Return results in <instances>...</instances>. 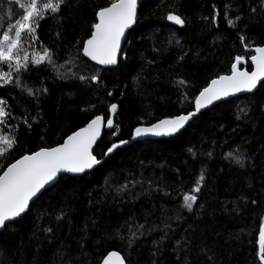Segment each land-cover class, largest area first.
<instances>
[{"label":"trees","instance_id":"16d2710c","mask_svg":"<svg viewBox=\"0 0 264 264\" xmlns=\"http://www.w3.org/2000/svg\"><path fill=\"white\" fill-rule=\"evenodd\" d=\"M110 3L68 0L61 16L41 22L42 45L25 47L38 56L46 46L64 64L69 51L76 53V42L90 34L95 13ZM259 4L260 0H140L137 23L128 33L118 66H95L99 84L57 78L45 67L24 80L33 88L46 87V94L30 97L13 86L0 88V99L6 100L12 117L0 132L16 135L18 129V146L0 157V168L22 154L62 143L95 115L109 118L110 105H118L114 131L106 130L94 150L103 162L83 175L62 176L27 213L8 222L0 233V264H100L113 250L127 264H260L264 81L254 93L201 112L174 137L132 142L105 158L113 143L131 140L135 127L193 110L194 96L211 79L230 74L237 55L247 61L241 69L250 71L254 47L264 46V11ZM0 5V27L6 29L12 5L8 0H0ZM226 5L228 18L241 17L235 27L226 22ZM169 12L181 15L185 25L167 21ZM169 37L178 39L182 48L175 41L168 44ZM184 52L188 54L177 63ZM72 73L91 75L85 67L74 66L65 75ZM25 117L31 129L23 124ZM237 148L243 167L226 158ZM202 174L201 191L195 193ZM183 195L197 196L190 212L183 207ZM139 225L144 234L129 248L130 231ZM49 227L53 231L45 233ZM118 231L124 239L111 238Z\"/></svg>","mask_w":264,"mask_h":264},{"label":"snow or ice","instance_id":"6c2138e0","mask_svg":"<svg viewBox=\"0 0 264 264\" xmlns=\"http://www.w3.org/2000/svg\"><path fill=\"white\" fill-rule=\"evenodd\" d=\"M12 5L7 12L10 20H5L6 29L0 27V88L13 86L25 92L30 97H38L46 94L47 88H33L29 86L24 77L33 70L50 67L57 74V78L71 79L75 77L80 81L99 84L101 82L100 70L95 66H102L108 70L110 66H116L120 62V57L125 55L122 49V41L126 40V33L137 23L138 0H111L106 7H101L96 13V22L91 25L90 34L86 39L77 41L74 45L76 53L68 52L64 64H59L56 59V52L46 46L42 47V54L34 56L29 53L28 47L36 44L42 45L38 34L41 22L47 19H54L61 16L64 8L68 6V0H8ZM3 5H0L2 8ZM215 8V5L213 6ZM259 7L264 11V0H260ZM229 5L225 6V19L230 27L236 26V21L241 17L236 16L235 20L228 18ZM256 8H251L255 13ZM167 21L174 25L183 27L185 20L179 14L169 12L166 15ZM205 19H208L205 17ZM14 21V22H13ZM215 23V17L212 18ZM241 41L245 38L240 37ZM181 47L180 41L175 37L167 38V43ZM28 45V47H25ZM156 50V49H154ZM254 54L250 55L253 71L241 70V65L247 61L243 56L237 55L235 62L231 65L230 75H220L211 79L205 87L194 96V108L184 114H177L169 118L159 120L150 126L135 127L132 139L145 136H173L185 129L202 110L207 109L215 102L224 101L238 93H251L257 85L264 81V46L254 47ZM178 56L177 63L182 61L187 55ZM86 58V59H85ZM85 67L91 75H79L72 73L65 75L72 67ZM6 70H3L5 69ZM63 70V71H61ZM185 82L180 81L183 85ZM108 96L113 93L108 92ZM118 105H110V112L116 114ZM238 112L246 114L244 108L237 109ZM11 113L7 110V102L0 99V127L6 128L7 121L11 119ZM237 116V119H240ZM23 124L31 129L32 125L25 117ZM106 127L114 131V121L112 118H105L103 115H95L85 126L73 131L62 143L56 146L40 147L19 156L14 162L0 168V229L7 227V222L15 221L22 217L30 209V202L50 185L62 173L82 174L94 166L101 164V161L93 154V147L101 136L102 128ZM128 140H120L113 143L106 151L105 155L113 153L115 150L129 144ZM18 146V129L16 135H4L0 132V157H4ZM193 148H189L192 152ZM211 156V153H208ZM226 158L234 160L244 166L242 154L239 148L234 152H229ZM205 179L200 175L197 187L193 189L195 193L201 191V182ZM126 187V185L124 186ZM183 207L189 212L193 210V205L197 203L196 195H183ZM253 204L256 201H252ZM57 216V220L61 218ZM143 225H139L136 231H130L127 238V246L131 248L143 232L139 231ZM45 233H51L52 228L43 229ZM112 239H124L118 231ZM259 251L257 253L260 264H264V223L259 227L258 239ZM83 247V245H81ZM211 259V258H209ZM102 264H126V258L119 251H109L104 256Z\"/></svg>","mask_w":264,"mask_h":264},{"label":"water","instance_id":"95a60500","mask_svg":"<svg viewBox=\"0 0 264 264\" xmlns=\"http://www.w3.org/2000/svg\"><path fill=\"white\" fill-rule=\"evenodd\" d=\"M139 2H140V0H138V8H139ZM137 13H138V10H137ZM170 22V21H169ZM171 23V22H170ZM172 24V23H171ZM174 25V24H173ZM135 25H133V27H134ZM176 26H178V27H181V26H179V25H176ZM132 27V28H133ZM131 30V29H130ZM129 30V31H130ZM129 31L126 33V39H127V36H128V33H129ZM125 42H126V40H124V41H122V49H123V46H124V44H125ZM120 59H121V57H120ZM119 64V63H118ZM118 65H116V66H110V68H114V67H117ZM100 67H102V66H100ZM241 70H247V69H241ZM254 70V66L252 65V69L250 70V71H253ZM247 71H249V70H247ZM231 74V73H230ZM230 74H228V75H230ZM263 82V81H262ZM261 82V83H262ZM261 83H259L258 85H257V88L259 87V85L261 84ZM257 88L256 89H254L251 93H254L256 90H257ZM243 94H249V93H247V92H245V93H238V94H236L235 96H233V97H229V98H227L226 100H228V99H231V98H235V97H238V96H240V95H243ZM226 100H224V101H226ZM220 102H222V101H218V102H215L213 105H210L207 109H209L210 107H212V106H214L215 104H218V103H220ZM207 109H204V110H202V112L203 111H205V110H207ZM117 111H118V108H117ZM116 114H117V112H116ZM116 114H112L111 112H110V116H109V118H112L113 119V121H114V119H115V116H116ZM144 127H147V126H150V125H143ZM188 125H186V127H187ZM185 127V128H186ZM106 130H110V129H108L107 127H106V124H105V127H103L102 128V131H101V136L98 138V140H97V143L94 145V147H93V154H94V150H95V148H96V146H97V144L99 143V141L102 139V137H103V135H104V133H105V131ZM184 130V129H183ZM183 130H181V131H183ZM71 135V134H70ZM177 134H175V135H173V136H159V137H157V136H151V135H149V136H145V137H140V138H137V139H132L131 138V140H128V141H130L129 142V144L130 143H132V142H136V141H142V140H146V139H152V140H157V139H164V138H171V137H174V136H176ZM129 144H127V145H124V146H122L121 148H124V147H126V146H128ZM120 149V148H119ZM116 151V150H115ZM114 151V152H115ZM113 152V153H114ZM113 153H111V154H113ZM111 154H109V155H107L105 158H107L108 156H110ZM104 160V159H103ZM103 160H100L101 161V163L103 162ZM100 165V164H99ZM98 165H96V166H94V168L95 167H97ZM93 168V169H94ZM93 169H90V170H87V172H90V171H92ZM84 173H82V174H72V173H62V174H60L58 177H57V179L54 181V182H52L50 185H46L45 186V189H42L41 190V193H39L38 194V196L36 197V198H34V200H33V202L46 190V189H48V188H50V187H52L53 185H55L58 181H59V179L62 177V176H64V175H68V176H80V175H83ZM33 202H30V207H31V204L33 203ZM24 215V214H23ZM22 215V216H23ZM21 218V217H20ZM17 219H19V218H17ZM16 219V220H17ZM8 223V222H7ZM3 229H0V233H1V231H2ZM114 251V250H113ZM122 255V254H121ZM102 261H103V259H102ZM102 261H101V263L100 264H102ZM126 264H127V262H126Z\"/></svg>","mask_w":264,"mask_h":264}]
</instances>
